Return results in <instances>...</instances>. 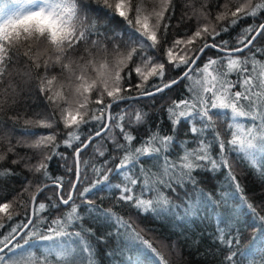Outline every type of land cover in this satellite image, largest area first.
Masks as SVG:
<instances>
[{
	"label": "snow or ice",
	"instance_id": "snow-or-ice-1",
	"mask_svg": "<svg viewBox=\"0 0 264 264\" xmlns=\"http://www.w3.org/2000/svg\"><path fill=\"white\" fill-rule=\"evenodd\" d=\"M249 175L264 0H0V264H170L149 219L214 221L193 243L246 264Z\"/></svg>",
	"mask_w": 264,
	"mask_h": 264
},
{
	"label": "trees",
	"instance_id": "trees-1",
	"mask_svg": "<svg viewBox=\"0 0 264 264\" xmlns=\"http://www.w3.org/2000/svg\"><path fill=\"white\" fill-rule=\"evenodd\" d=\"M235 35V33H233ZM175 95V93H173ZM148 110V109H146ZM60 161L54 160L52 162V171L54 174H60L64 171L61 168ZM69 163H71V155L69 153ZM246 190L254 202H259L264 200V190L262 186L251 176L249 175L246 180ZM0 195H3V192L0 191ZM237 211H240L238 209ZM246 211V210H245ZM264 214V213H262ZM214 221L209 222H200L197 219V224L188 223L186 228L180 226L169 224L167 221H160L159 219L153 221L151 219L145 220L142 223V226L149 227L152 229V232L147 235V238L153 239L154 242H157L159 247L160 242H163L161 245H167L168 249L164 247V252L176 256V261L178 264H212V259L210 256L204 255L206 251L209 250V241L207 239L203 240L200 243L199 248L193 243L194 239L201 235L199 229H207V234L210 235L212 231V224ZM241 223L243 221L241 220ZM255 230L251 228H243V239L241 241V248L248 250L251 243V237H253ZM160 248V247H159ZM41 250H43L41 248ZM251 255L246 251V264H260L261 257L264 256V246L261 245L260 241L257 239L255 244L252 246ZM170 260V257H168Z\"/></svg>",
	"mask_w": 264,
	"mask_h": 264
},
{
	"label": "rangeland",
	"instance_id": "rangeland-1",
	"mask_svg": "<svg viewBox=\"0 0 264 264\" xmlns=\"http://www.w3.org/2000/svg\"><path fill=\"white\" fill-rule=\"evenodd\" d=\"M156 244H157V242H156ZM159 247H160V250L162 251V252H164V246H162L161 245V243L159 244ZM166 249H168V248H166ZM164 254L166 255V257L168 258V257H170V264H178V262L176 261V256L177 255H175V256H172V255H170V254H168L167 252L165 253L164 252ZM178 257V256H177ZM169 259V258H168Z\"/></svg>",
	"mask_w": 264,
	"mask_h": 264
}]
</instances>
